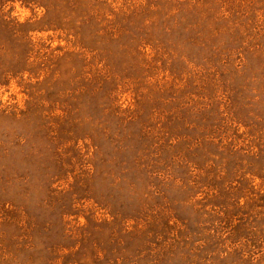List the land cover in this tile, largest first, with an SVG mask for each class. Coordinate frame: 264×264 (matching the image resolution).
<instances>
[{"label":"rangeland","instance_id":"obj_1","mask_svg":"<svg viewBox=\"0 0 264 264\" xmlns=\"http://www.w3.org/2000/svg\"><path fill=\"white\" fill-rule=\"evenodd\" d=\"M0 264H264V0H0Z\"/></svg>","mask_w":264,"mask_h":264}]
</instances>
